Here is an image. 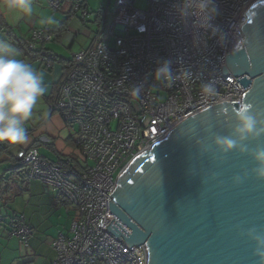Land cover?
Listing matches in <instances>:
<instances>
[{"label": "built area", "instance_id": "built-area-1", "mask_svg": "<svg viewBox=\"0 0 264 264\" xmlns=\"http://www.w3.org/2000/svg\"><path fill=\"white\" fill-rule=\"evenodd\" d=\"M136 1L115 0V28L124 35L116 36L113 45L111 35L99 39L105 32L107 11L91 45L73 55L55 97L48 103V114L60 113L68 125L77 128L75 143L82 158L92 164H85L80 171L62 168L43 157L37 147L16 154L19 163L29 166L26 180L42 181L79 210L70 235L61 233L52 241L56 252L52 264H146L143 245L130 249L107 230L116 219L109 201H113L110 194L119 174L136 155L193 114L226 101L239 106L247 90L239 77L223 75V65L226 54L245 48L239 44L245 38L242 26L257 0H219L221 16L216 23L229 40L224 47L216 39L210 40L206 59L191 49V22L181 26L172 12L173 0H147L145 9L138 8ZM46 2L54 11L70 2L71 17L84 21L89 16L85 0ZM140 25L147 30L138 31ZM56 37L50 28H35L27 40L28 49L40 51L48 68L60 62L45 48ZM178 56L202 75L185 79L175 63L177 74L172 81H157L150 74L158 60L175 61ZM209 80L216 82L219 91L213 100L200 91L201 84ZM136 85H142L138 96L131 94ZM31 234L32 228L22 215L7 230L8 236L21 239L25 246Z\"/></svg>", "mask_w": 264, "mask_h": 264}, {"label": "water", "instance_id": "water-1", "mask_svg": "<svg viewBox=\"0 0 264 264\" xmlns=\"http://www.w3.org/2000/svg\"><path fill=\"white\" fill-rule=\"evenodd\" d=\"M242 28L247 46L226 54L223 75L239 77L242 101L264 110V0L250 6ZM237 108L226 101L193 114L119 174L107 230L130 249L143 245L146 264H260L255 241L242 233H264V179L250 155L222 154L214 143L232 136ZM244 143L264 147V136Z\"/></svg>", "mask_w": 264, "mask_h": 264}, {"label": "crops", "instance_id": "crops-1", "mask_svg": "<svg viewBox=\"0 0 264 264\" xmlns=\"http://www.w3.org/2000/svg\"><path fill=\"white\" fill-rule=\"evenodd\" d=\"M32 3L34 12L28 16L19 10L9 9L6 6V0H0V40H5L13 45L19 51V59L42 73L46 86V92L34 108L32 118L25 124L29 137L28 142L23 145L0 143L2 192L6 183H2V179L7 177L9 171L18 164L16 154L21 149L37 146L43 157L58 163L70 161L75 164L76 169H83L86 164L75 143L77 128L68 125L60 113L48 114V103L55 97L65 75L66 66L69 65L67 61L70 59L60 56L47 44V49L64 59V61L54 63L48 68L44 61L40 57L38 58V55L30 52L23 43L30 35L31 30L35 29L34 27L41 28L38 26L40 15L43 10H46L45 4L48 6L46 0H32ZM61 37H57L54 41H60ZM17 183H20V189L15 192ZM2 196L1 202L6 203L4 213L9 218L7 221L0 218V264H26L28 262L52 264L56 252L52 248V241L49 240L48 233L56 227L54 232L70 235L71 225L68 228V233L64 231L67 228L66 214L68 218L72 216L74 220L75 217L78 218L77 211L73 213L72 205L63 195L37 179L24 181L18 177L8 184ZM0 214H3L2 211ZM18 214L24 215L26 223L32 228L27 246L19 238L7 235L10 223ZM58 236L55 234L53 238Z\"/></svg>", "mask_w": 264, "mask_h": 264}, {"label": "clouds", "instance_id": "clouds-1", "mask_svg": "<svg viewBox=\"0 0 264 264\" xmlns=\"http://www.w3.org/2000/svg\"><path fill=\"white\" fill-rule=\"evenodd\" d=\"M6 6L28 16L34 12L32 0H6ZM172 12L177 16L181 26L191 22V49L202 59L207 57L210 40L216 39L221 47H224L229 40V35L216 23L221 16L219 0H173ZM46 23H53L52 18H47ZM146 30L144 25L138 27L140 32ZM239 44L246 47L247 39L241 38ZM174 63L180 65L181 74L185 79H197L202 75L194 71V65L185 64L183 56H178L175 61L158 60L155 70L150 74L157 81H172L177 74L173 70ZM141 88L142 85L134 86L131 94L138 96ZM200 91L209 100L219 96L214 80L202 83ZM45 92L43 74L19 59V51L13 45L0 40V143L23 145L28 142L25 124L32 118L33 110ZM217 115H224L223 107L219 109ZM235 118L237 123L232 136L216 135L214 143L222 154L236 149L241 154L250 155L257 164L252 169L253 174L258 179H264V147L257 146L255 150L250 151L244 143L249 138L258 139L264 136V110L254 111L251 103L241 102L235 110ZM197 143L200 144V141L198 140ZM207 151L208 148L202 147V152ZM247 175L248 173L245 172L244 178ZM233 179L236 184L242 182L239 175ZM242 234L255 241V255L259 257L260 264H264V233H258L252 228Z\"/></svg>", "mask_w": 264, "mask_h": 264}, {"label": "rangeland", "instance_id": "rangeland-1", "mask_svg": "<svg viewBox=\"0 0 264 264\" xmlns=\"http://www.w3.org/2000/svg\"><path fill=\"white\" fill-rule=\"evenodd\" d=\"M147 2V0H137L136 6L140 9H145L147 7ZM70 5V2H67L65 3L62 10L54 11L52 8L46 6L45 4L46 10H43V12L41 13L38 23L39 27L50 29H53L54 27L59 25H65L66 31L63 33L62 37L60 38V41H51L48 43V47L54 49L60 56L71 60L73 55L77 51L83 48H88L91 45L93 38L95 37V32H97V29L102 26L104 21L103 18L107 11L109 12L106 16L107 21L105 32L100 36L99 39L105 40L111 35L112 37L110 39V44L113 45L116 36L124 35V32L122 30L115 28V0H85V6L89 11V16L84 21L79 19L77 16L71 17L72 10L70 8ZM47 18H52L53 23H46ZM111 27L114 28L112 31L110 30ZM90 164L92 163L86 161V165ZM26 168L27 167H25V169ZM16 185L17 186L14 189L15 192L20 189V183H17ZM5 204V202H1L0 204V213L1 211L3 213L2 215L0 214V218L7 221L9 217L4 213L6 207ZM72 206L71 211H73V213L77 211V216H79V210L74 205ZM76 218L77 217H75V219ZM72 220V216L68 218L66 214L65 224L67 226V231L64 230L65 233H68V228L71 225ZM55 230L56 227L53 231L48 233V238L50 241H53L56 238H53L55 234L59 235L60 233H58V231L54 232Z\"/></svg>", "mask_w": 264, "mask_h": 264}, {"label": "trees", "instance_id": "trees-1", "mask_svg": "<svg viewBox=\"0 0 264 264\" xmlns=\"http://www.w3.org/2000/svg\"><path fill=\"white\" fill-rule=\"evenodd\" d=\"M32 31V30H31ZM52 31H54L55 33H57V37H59V36H62L63 35V33L66 31V27H65V25H59V26H56V27H54L53 29H52ZM31 33V32H30ZM56 37V38H57ZM30 38V35L28 36V38L23 42L24 44H25V46L27 47V49H28V46H27V40ZM55 38V39H56ZM55 39H53V41L55 40ZM48 44V43H47ZM46 44V45H47ZM46 45H45V48H46ZM47 49V48H46ZM49 50V49H48ZM29 51L30 52H32V53H34L35 55H38V58L41 56V52L40 51H37V50H33V51H31L30 49H29ZM49 51H51V50H49ZM54 53V52H53ZM56 55V54H55ZM58 58L60 59V62L61 61H64V59L62 58V57H60V56H58ZM67 62H70V60L69 61H67ZM67 68H68V66H66V70H67ZM59 88V87H58ZM57 91H58V89H57ZM57 93V92H56ZM35 146V145H34ZM37 147V146H36ZM55 164H57V165H59V166H61L62 168H67V169H74V170H77V171H80V169L81 168H78V169H76V167H75V164L74 163H72V162H70V161H66L65 163H58V162H54ZM24 167V168H23ZM25 167H27L26 169H25ZM28 168H29V166H28V164H21V163H18V164H16L15 165V167H13L10 171H9V175L7 176V177H5V178H3L2 179V183H4V182H6L5 183V187H4V191L3 192H5L6 191V187L8 186V184L10 183V182H12V181H14L15 179H17L18 177H21V179H23L24 181H30V180H26L25 179V174H27V172H28ZM82 170V169H81ZM2 187H3V184H1V182H0V204H1V200L3 199V196H2ZM9 188V187H8ZM62 195V194H61ZM65 198V197H64ZM67 200V199H66ZM71 204V203H70ZM72 205V204H71ZM20 215H22V214H18L16 217H18V216H20ZM23 217H24V222L26 223V221H25V216L24 215H22ZM15 217V218H16ZM14 218V219H15ZM13 219V220H14ZM13 222V221H12ZM12 222L10 223V225L12 224ZM27 224V223H26ZM10 225H9V227H10ZM28 225V224H27ZM9 229V228H8ZM7 229V230H8ZM21 240V239H20Z\"/></svg>", "mask_w": 264, "mask_h": 264}]
</instances>
